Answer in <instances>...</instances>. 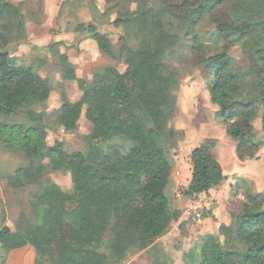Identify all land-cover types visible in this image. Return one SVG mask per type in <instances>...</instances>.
<instances>
[{
    "label": "trees",
    "instance_id": "1",
    "mask_svg": "<svg viewBox=\"0 0 264 264\" xmlns=\"http://www.w3.org/2000/svg\"><path fill=\"white\" fill-rule=\"evenodd\" d=\"M105 1L123 14L114 23L126 32L120 49L116 51L93 24H81L76 31H86L103 55L124 60L128 69L115 81L99 78L91 90L80 80L81 99L72 103L64 97L62 109L49 118L36 112L40 107L36 99L48 98L53 89L49 78L37 77V71L49 63L42 59L36 60V67L11 63L8 46L27 40V24L23 15L10 9L8 0H0V120H24L1 125L0 135L32 167L70 173L79 199L76 208L68 210L66 202L74 197L55 186L40 198L41 204L52 206L48 226L53 229L50 243L54 244L52 238L59 240L55 243L58 264H123L134 249L161 238L180 219L181 213L166 196L173 161L161 140L154 139L169 131L175 110L161 67L166 50L181 43L182 33L195 37L204 17L212 19L226 45L222 53L204 61L210 67L212 102L219 108L227 135L237 143L239 159H255L261 151L254 122L263 111L264 132V0ZM150 4L161 17L143 23L141 15ZM61 45L49 48L55 66L63 80L77 81L75 66L60 52ZM235 46L242 48L245 66L231 56ZM86 107L95 110L96 118L84 152L49 147L47 132L75 131ZM190 159L193 170L187 196L207 193L225 182L210 143L195 149ZM247 189L236 229L230 230L236 246H224L220 236L204 239L201 264H264V194ZM6 222L3 216L0 243L11 249L26 246ZM62 225L68 228L67 235L62 234Z\"/></svg>",
    "mask_w": 264,
    "mask_h": 264
},
{
    "label": "rangeland",
    "instance_id": "2",
    "mask_svg": "<svg viewBox=\"0 0 264 264\" xmlns=\"http://www.w3.org/2000/svg\"><path fill=\"white\" fill-rule=\"evenodd\" d=\"M8 4L12 11L25 17L28 33L25 42L8 46L11 63L22 67H36V60L40 59L49 63L37 71V77L40 80L49 78L53 89L48 98L36 99L40 106L36 112L51 118L62 109L64 97L72 103L81 99L80 80L91 90L99 78L115 81L127 71L124 60L103 55L86 31H76L81 24H93L99 33L110 38L116 51L120 49L126 32L122 25L115 26L114 23L123 18V14L112 10L114 7L105 0H8ZM136 9L137 5H132V10ZM153 17H161V13L153 10L150 4L141 15V21L145 23ZM216 32L212 19L204 17L196 27L195 37L182 33L181 43L167 49L163 56L161 73L175 102V110L167 126L169 131H162L154 139L161 140L173 161L166 196L181 217L161 238L142 249H134L123 264H201L204 239L220 236L224 246H236L230 230L236 229L237 218L246 202L247 186L255 194H264V168L261 166L264 159L263 111L254 122L255 142L261 151L257 158L241 161L237 143L227 135L219 108L212 102L210 67L204 61L222 53L226 46ZM57 43H62L60 52L67 54L74 64L77 81L63 80L55 66L49 48ZM230 54L239 66L246 65L240 46H235ZM95 118V110L86 107L75 131H48L47 145L62 147L68 153L84 152L85 138L92 133ZM18 122L24 120L21 117L1 119L0 126ZM7 141L0 135V230L3 227L1 220L6 216V225L11 232L22 236L27 245L11 249L0 243V264H58L55 243L59 240L52 238L53 247L50 243L53 229L48 226L52 206L41 204L40 198L49 187L55 186L65 195L74 197L66 202L67 209L74 210L79 200L75 181L68 172H54L45 166L32 167ZM205 143L211 144V152L223 167L226 181L214 192L190 197L185 194L192 179L190 156ZM247 161L253 162L258 188L245 176L237 175L239 164ZM47 163L45 161L44 165ZM62 231V234H68L66 225H62ZM223 232L229 233L228 236Z\"/></svg>",
    "mask_w": 264,
    "mask_h": 264
},
{
    "label": "crops",
    "instance_id": "3",
    "mask_svg": "<svg viewBox=\"0 0 264 264\" xmlns=\"http://www.w3.org/2000/svg\"><path fill=\"white\" fill-rule=\"evenodd\" d=\"M240 165V168H239V172H238V174L237 175H239V176H245L244 178L250 183V184H252L253 186H255L256 188H258L257 187V184H258V179H257V177L253 174L254 172H255V167H254V165H253V162H250V161H247V162H242V165L241 164H239ZM236 166H238V165H236ZM262 168H264V164L262 163ZM223 168V167H222ZM224 171V170H223ZM224 174H225V172H224ZM226 176V175H225ZM229 176V175H228ZM227 176V177H228ZM226 181V180H225ZM220 187V186H219ZM218 187V188H219ZM217 188H215V189H212V190H210V192H214L215 190H216Z\"/></svg>",
    "mask_w": 264,
    "mask_h": 264
}]
</instances>
